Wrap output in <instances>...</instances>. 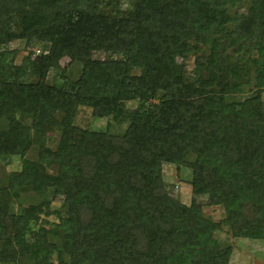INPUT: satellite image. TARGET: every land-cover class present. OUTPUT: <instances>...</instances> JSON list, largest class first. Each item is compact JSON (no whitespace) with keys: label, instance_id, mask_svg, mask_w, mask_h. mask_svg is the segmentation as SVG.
<instances>
[{"label":"trees","instance_id":"1","mask_svg":"<svg viewBox=\"0 0 264 264\" xmlns=\"http://www.w3.org/2000/svg\"><path fill=\"white\" fill-rule=\"evenodd\" d=\"M119 1L0 0V49L42 44L25 65L5 67L0 52V158L20 160L0 182V264H228L232 247L214 235L222 225L264 239V0L244 11L234 8L245 0H127L121 11ZM62 56L80 74L47 84ZM78 106L125 126L81 128ZM163 163L189 169V204L165 192ZM27 193L38 201L10 211ZM196 195L223 218L205 217Z\"/></svg>","mask_w":264,"mask_h":264},{"label":"rangeland","instance_id":"2","mask_svg":"<svg viewBox=\"0 0 264 264\" xmlns=\"http://www.w3.org/2000/svg\"><path fill=\"white\" fill-rule=\"evenodd\" d=\"M130 4L127 0H120L118 2L117 8L119 11L128 9ZM247 7V0L242 2L240 5H237L234 8L236 11H244ZM109 10L108 8H106ZM234 9H229V12H232ZM111 11H108L109 13ZM42 50V44L35 40H23V39H13L3 45L0 49L2 63L6 66L13 65H25L26 58L29 52ZM199 52H206L205 46H200ZM196 52L189 51L186 55V58L182 60L183 62V72L187 79H190V75L194 66V61L196 59ZM94 57H102V52H93ZM31 57V55H30ZM180 59L178 60V62ZM59 68H49L44 81L47 84H53L56 86H68L70 83H74L80 74L81 64L78 61H69V58L62 56L59 61ZM63 67V71H61ZM9 70H12L9 68ZM37 77L29 76L24 74L21 77V80L33 81ZM250 85H252L250 83ZM253 93V91H251ZM247 93V92H246ZM245 93V94H246ZM245 94H234L229 96L235 100H239L241 95ZM247 95V94H246ZM262 103H264V87L261 88L259 93ZM137 101H125L123 102L126 108H134ZM56 117H59V114H55ZM111 122L112 131H120L125 126V123H117L115 120H111L107 117L95 118L91 115V109L87 106H78L73 117V123L81 128L88 130H104L106 124ZM27 122V120H26ZM56 135H48L45 144L49 148H54L56 144ZM36 145H32L25 153V157L28 159H35L36 157ZM187 160H191L192 156L187 155ZM20 168V160L17 156L15 157H5L0 158V182L3 183L6 180V177L9 172L13 170H18ZM54 168H48L47 171L52 172ZM161 176L165 192L173 198H177L178 201L184 204H189L190 198L192 196L190 191V186L188 183L189 179V169L186 167H181L178 170L175 169L173 164L163 163L161 166ZM47 199H50V208H56L61 214L64 212V207L61 204V197L52 196L51 191L46 195ZM195 201L201 205V212L205 217H208L212 220H220L223 218V210L219 205H208L207 199L205 196L196 195ZM38 201V197L32 193H27L21 195L20 198L14 199L9 204L10 211H14L17 206L20 204L35 203ZM47 221L54 222L56 219L53 215L46 217ZM44 227H49L48 223H43ZM215 237L223 245H230L232 247L230 258L228 264H264V239H248V238H238L231 237L228 227L222 225L221 229L215 232ZM51 239V237H50ZM54 240V238L52 237ZM22 264H30L25 260Z\"/></svg>","mask_w":264,"mask_h":264}]
</instances>
